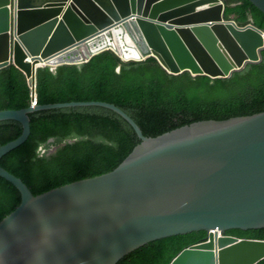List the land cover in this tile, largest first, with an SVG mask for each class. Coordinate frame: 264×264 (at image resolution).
Masks as SVG:
<instances>
[{
    "label": "water",
    "instance_id": "1",
    "mask_svg": "<svg viewBox=\"0 0 264 264\" xmlns=\"http://www.w3.org/2000/svg\"><path fill=\"white\" fill-rule=\"evenodd\" d=\"M264 13V0H249ZM223 0H0V69L13 63L36 96L38 67L81 64L105 51L122 61L156 58L169 73L231 78L264 60V30L226 19ZM99 106L129 122L142 143L113 171L34 195L0 163L21 203L0 221V264H118L157 240L208 232L171 264H258L264 240L230 230L264 229V112L195 122L147 137L106 102H57L0 110L22 133L29 113ZM56 150V149H55ZM223 233L224 235H221Z\"/></svg>",
    "mask_w": 264,
    "mask_h": 264
},
{
    "label": "trees",
    "instance_id": "2",
    "mask_svg": "<svg viewBox=\"0 0 264 264\" xmlns=\"http://www.w3.org/2000/svg\"><path fill=\"white\" fill-rule=\"evenodd\" d=\"M226 19L264 30V13L249 0H223ZM264 54V52H263ZM33 90L13 63L0 69V110L29 107ZM37 104L106 102L133 118L156 138L195 122L227 120L264 112V60L231 78L191 72L173 75L156 59L122 61L108 50L81 63L38 67ZM28 139L6 153L3 167L20 177L34 195L117 169L142 143L136 129L116 112L99 106L57 107L29 113ZM23 130L15 119L0 121V146ZM56 149V150H55ZM21 203L17 187L0 176V221ZM241 239L264 240V229H234ZM208 241L199 231L151 242L118 264H171L185 249ZM258 264H264V260Z\"/></svg>",
    "mask_w": 264,
    "mask_h": 264
},
{
    "label": "built area",
    "instance_id": "3",
    "mask_svg": "<svg viewBox=\"0 0 264 264\" xmlns=\"http://www.w3.org/2000/svg\"><path fill=\"white\" fill-rule=\"evenodd\" d=\"M32 104L35 105L36 104V98L33 97V100H32ZM221 235H224L223 233H221Z\"/></svg>",
    "mask_w": 264,
    "mask_h": 264
},
{
    "label": "clouds",
    "instance_id": "4",
    "mask_svg": "<svg viewBox=\"0 0 264 264\" xmlns=\"http://www.w3.org/2000/svg\"><path fill=\"white\" fill-rule=\"evenodd\" d=\"M225 3V2H224ZM226 5V4H225ZM250 25V24H249ZM33 97H35L36 98V96H33ZM36 103H37V101H36ZM31 105H33V104H31Z\"/></svg>",
    "mask_w": 264,
    "mask_h": 264
}]
</instances>
